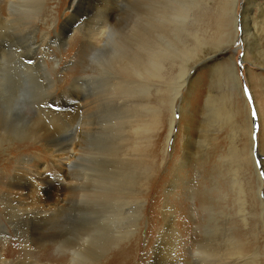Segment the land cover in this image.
<instances>
[{
    "label": "rangeland",
    "instance_id": "rangeland-1",
    "mask_svg": "<svg viewBox=\"0 0 264 264\" xmlns=\"http://www.w3.org/2000/svg\"><path fill=\"white\" fill-rule=\"evenodd\" d=\"M9 1L0 0L2 19ZM173 1L113 0L94 24L86 1L76 7L73 0H17V22L0 23V136L8 139L0 146V264H148L156 245L161 260L152 264H194L195 258L196 264H264V15L258 2L239 0L233 11L232 0H182L180 9L188 13L192 5L205 30L197 44L192 17L180 21L179 33L192 35L188 48L196 52L185 62L173 56L163 80L124 96L111 93L117 73L102 62L114 39L138 36L144 15ZM40 6L33 28L29 21ZM68 20L75 25L68 27ZM35 42L41 53L32 51ZM208 55L216 56L213 66L200 67ZM79 79L82 88L75 91ZM54 92L61 96L51 101ZM89 93L101 110L92 117L90 157L77 163L75 119L63 103ZM141 104L153 117L160 113V128L154 140L152 131L140 135L136 142L146 151L136 157L129 148L135 136L124 123L133 111L144 112ZM135 161H142L137 172ZM25 176L44 180L54 188L47 194L58 195L42 219L15 211L8 196ZM32 197L30 191L19 198ZM160 232L167 240L173 235L174 252ZM200 246L213 257L199 255Z\"/></svg>",
    "mask_w": 264,
    "mask_h": 264
},
{
    "label": "bare ground",
    "instance_id": "bare-ground-1",
    "mask_svg": "<svg viewBox=\"0 0 264 264\" xmlns=\"http://www.w3.org/2000/svg\"><path fill=\"white\" fill-rule=\"evenodd\" d=\"M17 0H10L8 3L10 5V13L6 19H2V15H0V23H16V18L18 17L16 13V8L18 5ZM20 3L22 0H18ZM86 1V3L91 6V9L89 12H86V17L89 19L90 22L96 24V20L99 18L98 16L101 15L106 9V6L111 5V1L113 0H73V5L77 7L79 3H83ZM154 2V0H152ZM172 1V0H171ZM239 0H232L230 2V5L235 10L236 3L238 4ZM258 2V8L261 9V13L264 15V3L258 0H255ZM145 2V1H144ZM143 2V3H144ZM152 2V4H153ZM163 2V0H162ZM150 3V1H149ZM160 3V1L158 2ZM157 3V4H158ZM172 5V7L167 6V3L160 6H166V8L162 9H152L150 12V18L149 14H145L144 17L141 19V25L136 28L138 36H132V37H120L117 39H114V42L112 44V52L109 54L108 58L102 62V65L106 67L110 73H113L112 75L115 76V78H111V81L109 83L111 93L112 90L119 92L122 94H125L126 91L130 93L129 91H133L132 88L136 90H142V85H149L148 83L155 82L156 78H161L163 80L164 73L167 70V62L171 60V58L175 55L182 56L183 62L186 58L193 53V49L188 48V39L192 37L191 34L185 32V33H179L180 29L184 31L183 22H180L182 20H185L187 16L192 17V22L195 26L194 29H196L195 36H193L194 40L197 44L201 43V39H198V33H204L205 30L202 27V23L195 17V13L192 10V5L189 6V12L187 13L184 8L180 9V5L183 3L182 0H175L172 2H169ZM156 4V5H157ZM71 6L70 14L71 16L74 15L75 11H73V7ZM150 6V4L148 5ZM152 6V5H151ZM154 6V5H153ZM42 6H40L36 10V15L33 19L29 21V25H32L33 28H37L36 26V19L41 11ZM152 8V7H151ZM158 8V7H157ZM33 7H29V11H32ZM2 12V11H0ZM22 13V12H21ZM24 14L22 13L21 19H23ZM98 17V18H97ZM19 19V20H21ZM28 20V19H27ZM71 20V18H70ZM70 20L66 21L65 24L68 25V27H73L75 24H70ZM205 21V17H203V22ZM28 22V21H27ZM191 22V23H192ZM198 22V24H197ZM191 25V24H190ZM192 26V25H191ZM102 28V27H101ZM99 29V28H98ZM101 30V29H99ZM102 35H104L103 32H101ZM103 38L101 39V41ZM33 48L32 51L35 53H41L43 51V45L39 44L38 42H35L32 44ZM197 58V56H195ZM193 60V59H192ZM216 61V56L208 55L204 57L201 61L200 67H211L213 66V63ZM185 62V61H184ZM186 64V63H185ZM191 67V66H190ZM193 68V67H192ZM262 70H264V66L261 67ZM118 71H121L119 73ZM181 71H183V68H181ZM235 70L233 69L232 75L234 76L236 73H234ZM127 74H135L137 78L134 80H131L128 77H125ZM83 80V79H82ZM82 80H78L76 83L75 91H78L82 87L80 86L82 83ZM236 82L238 81L237 75H235ZM83 84V83H82ZM129 85L131 86V89L128 90ZM91 90V89H90ZM127 93V94H128ZM180 93V91H179ZM122 94V95H123ZM95 94L89 95H79L77 96L74 94L70 98H68L64 103L63 106H67L72 110L71 115L73 116L74 121V144L76 146V153H77V163H81L82 161L89 159L90 157V137L92 136L94 127L92 124V117L95 114V112L101 110L99 108V99L98 98H91ZM126 95V94H125ZM61 95L54 92L51 94L50 99L58 100V98ZM124 96V95H123ZM81 97H83V101H81ZM142 105V104H141ZM142 109H144V112L140 110V114L138 111H133V114L127 117L125 120L126 122L124 124V131L127 133L129 130L133 136H135L134 144H131L129 146L130 152L132 153V156L136 157H142L143 154H145L146 149L143 147V151L141 148H139L137 140H140V135L149 133V131L153 132V140L157 135V131L160 128V119L159 114L156 117L152 116V113L147 111V106L142 105ZM213 115V114H212ZM214 117V116H213ZM2 134H5V132H1ZM18 134V133H17ZM13 133V136L16 135ZM11 136L12 138H14ZM126 136H129L126 135ZM9 138L8 136H6ZM8 139L2 138L0 136V146L3 142H7ZM125 140V139H124ZM169 140V138H168ZM121 145V144H120ZM153 141L151 144L152 149ZM149 149V147H147ZM85 155V156H84ZM76 160V159H75ZM142 161H135V172H137V169H139ZM131 179L130 186L133 181V177L129 178ZM153 180V178H150V180ZM45 183V184H41ZM148 186V184H147ZM54 188H51V186L46 183L42 179H37V183H33L27 176L24 177V180L20 183L14 184L10 187V191H8V196L13 198V202L17 204V207L15 208V211L17 212H24L31 214L34 217H37V219H42L44 214V207L49 203L51 200H57L58 198V190L56 192L57 196H50L49 193ZM57 189V188H56ZM131 190V189H130ZM32 192L33 197L29 198V202H24V200H20L21 195H29V192ZM261 191V190H260ZM47 192H49L47 194ZM116 199L121 201V204L124 205V199L119 192L117 194ZM27 206H30L31 209H27ZM165 232L159 233L160 237L165 238L167 240ZM216 233V232H214ZM169 238L167 240H164V244L168 245V247L174 252V237L169 233ZM173 240V242H172ZM200 248H197L199 255H208L206 257H213V252L207 251L203 252V250ZM162 248L160 245H156L153 252L152 257V263H157L160 258V255L158 251H160ZM169 250V251H171ZM197 253V252H196ZM172 254V252H171ZM192 255V254H191ZM74 260H78L77 255H73ZM173 256H171L170 259H172ZM148 263V264H152ZM196 258L194 264H196ZM167 264V263H166ZM169 264H182L178 263V261H172ZM191 264V263H190ZM193 264V263H192ZM204 264H209V262H204ZM229 264H233L230 262Z\"/></svg>",
    "mask_w": 264,
    "mask_h": 264
},
{
    "label": "snow or ice",
    "instance_id": "snow-or-ice-1",
    "mask_svg": "<svg viewBox=\"0 0 264 264\" xmlns=\"http://www.w3.org/2000/svg\"><path fill=\"white\" fill-rule=\"evenodd\" d=\"M241 43H242V41H240ZM241 56H243V53H241ZM238 63H240L239 61H238ZM241 66H243L242 64H241ZM244 93H245V95H248L249 93H248V89H247V87L245 86V88H244ZM255 112H253V116L255 117Z\"/></svg>",
    "mask_w": 264,
    "mask_h": 264
}]
</instances>
